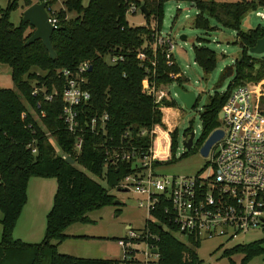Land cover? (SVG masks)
Listing matches in <instances>:
<instances>
[{"label": "trees", "instance_id": "trees-1", "mask_svg": "<svg viewBox=\"0 0 264 264\" xmlns=\"http://www.w3.org/2000/svg\"><path fill=\"white\" fill-rule=\"evenodd\" d=\"M38 1H45L49 8L58 0ZM165 1L143 0L141 4L148 15L141 13L146 23L132 26L126 18L127 9L131 3L140 7V0H88L86 5L83 0H62L65 9L57 11L59 29L51 34L55 60L49 58L40 40L24 45L33 30L28 23L21 20L14 25L10 20L13 10L26 9L33 4L32 0H22L20 4L19 0H9L5 7H0V63L9 66L14 86V90L0 87V264L125 263L124 259L62 254L56 246L68 237L67 227L89 222L88 212L110 204L113 196L108 190L118 187L132 171L130 163H110L106 152L111 146L123 142L146 150L150 129L157 124L164 126L161 108L175 107V101L168 97L156 102L150 91L174 82L182 87L184 82L182 76L170 78L171 73H180L177 65H168L164 54L153 48ZM186 1L192 2L198 11L193 19L196 28L208 29V16L223 27L237 31V42L242 48L240 58L232 64L231 83L223 93H214L199 114L201 135L197 145L200 147L220 126L218 113L232 89L264 78V57L248 51L264 36V26L240 30L244 15L264 6V0ZM69 12L74 16L67 17ZM151 21L155 28L150 27ZM139 53L145 58L139 59ZM106 57L122 58L108 63ZM85 61L91 69L84 73L86 82L81 87L90 93V98L76 108L79 125L73 133L60 117L67 81L62 71L66 69L74 75ZM194 62L205 73H210L215 67V53L208 47L195 46ZM33 68L45 74L37 75ZM49 95L51 99L46 98ZM24 101L36 116L40 111L44 116L35 119ZM261 107L264 109V98ZM166 111L170 108L164 113ZM23 112L26 113L24 119ZM104 114L108 116L104 126L101 128L98 121L92 129L91 119ZM165 121L167 123V118ZM175 133L176 130L173 136ZM174 141L173 138L171 148ZM76 142H80L79 151L75 149ZM192 151L191 148L188 153ZM66 156H70L74 164L67 163ZM31 177L56 181L52 206L45 218L44 237L39 243L13 237ZM157 216L163 222L162 216ZM147 226L158 236L154 242L158 264H202L197 254L200 241L192 237L179 239L170 225V230L156 223ZM238 254L242 255L239 264H246L264 254V247L261 242L238 243L224 249L221 257L228 258L229 264H236L232 256Z\"/></svg>", "mask_w": 264, "mask_h": 264}, {"label": "built area", "instance_id": "built-area-1", "mask_svg": "<svg viewBox=\"0 0 264 264\" xmlns=\"http://www.w3.org/2000/svg\"><path fill=\"white\" fill-rule=\"evenodd\" d=\"M139 6L131 3L127 12L140 11ZM48 21L58 26L57 11L47 7ZM264 17V15H261ZM152 27V26H151ZM152 28H155L154 26ZM153 48L164 54L168 65L174 64L173 50L175 42L170 34L155 32ZM144 59L142 53L137 55ZM122 57L110 58L111 63ZM88 61L82 62L75 74L62 71L66 77L63 93V111L60 116L70 132L78 129L77 106L90 98V93L81 86L85 84L84 73L89 70ZM178 74L171 73L175 79ZM264 81L245 83L232 89L218 114L221 115L222 137L210 148L205 170L193 175L169 176L155 172V165L169 160L172 127L153 126L149 131V145L146 150L132 144L120 142L107 151L110 163H130L132 171L119 183L123 190L132 189L140 195L139 207L146 213L145 227L141 233L127 229V236L117 240L123 251L124 264H158V240L150 232L149 223L161 225L160 228L174 229L183 239L195 240L223 238L231 241L249 232L259 233L250 242H261L264 247ZM38 89L34 92L37 93ZM155 101L167 97L163 90H151ZM46 98L51 99L52 95ZM162 111V108H161ZM44 116L40 111L39 115ZM26 113H22V119ZM107 114L93 117L90 125L100 121L101 128L107 120ZM143 134V133H141ZM157 142V146L155 143ZM76 151L80 142L75 144ZM35 153V149H32ZM162 216L160 222L159 217ZM181 239V240H183ZM248 242V243H250ZM156 249L154 253L153 250ZM263 263H264V254Z\"/></svg>", "mask_w": 264, "mask_h": 264}, {"label": "rangeland", "instance_id": "rangeland-1", "mask_svg": "<svg viewBox=\"0 0 264 264\" xmlns=\"http://www.w3.org/2000/svg\"><path fill=\"white\" fill-rule=\"evenodd\" d=\"M8 1L0 0V7H5ZM32 1L33 3L39 2L38 0ZM142 1L140 0V6ZM21 2L22 0H19V4ZM87 2L88 0H83L84 5ZM52 7L56 11L60 8L65 9L62 0H58ZM23 11L21 7H18L10 13V20L14 25L20 23ZM197 13V9L190 1L166 0L164 3L160 25L161 34H170L171 39L175 42L173 58L179 69V76L184 79L182 87L193 91L196 94L197 101L192 109H185L173 91V87L177 85L176 82L160 88L166 92L168 98L175 101V107H169L170 111L162 113V116L167 118V123L163 122V127H165V124L172 127L169 140L172 141L174 138L175 141L172 148L170 147L169 160L155 165V172L161 175H193L205 170L208 158L200 154L199 149L201 146L197 145L201 135L199 114L214 93H223L227 89L233 79L232 64L236 59L240 58L242 53V48L237 42V31L223 27L206 15L209 28H196L193 25V19ZM261 15H264V6L250 10L241 19L240 30L247 31L256 28L258 25L264 26V17ZM73 16L74 13H67V17ZM126 18L132 26L146 23L144 15L139 10L133 14L127 12ZM151 26L155 27L153 21L150 23ZM182 35L185 36V40L181 39ZM195 46L208 47L214 51L216 63L210 73H205L194 62ZM254 56L261 58L264 57V53L254 54ZM105 60L111 63L110 58L106 57ZM33 70L36 71L37 75L43 76L45 74L44 71L38 68H33ZM260 81H264V78L259 81H249L248 83H258ZM31 82L34 85L35 82ZM0 87L14 90L10 68L2 63H0ZM24 104L27 110L37 119L36 114L25 101ZM220 119L221 115L218 114V120L221 122ZM188 129L189 131L185 134ZM174 130H176V133L173 136ZM190 132H194L195 144L192 146L193 151L188 153L184 141ZM155 146H157V142ZM102 184L104 185V183ZM108 192L113 196L110 204L88 212L89 222L75 223L66 228L65 234L68 235L69 239L57 244L56 248L59 253L84 258L117 260L123 258V251L118 246L117 240L127 236L128 228L136 233H141L145 227L146 213L138 205L140 195L134 193L132 189L123 190L115 187L110 188ZM1 215L0 212V218ZM258 234L249 232L231 241H225L223 238L201 240L197 248V254L202 264H229L228 258L221 257L223 250L238 243H248L257 237ZM175 236L183 239L179 233H176ZM241 258L242 255L239 254L232 256V260L236 264H239ZM246 264H264L263 255L252 258Z\"/></svg>", "mask_w": 264, "mask_h": 264}, {"label": "water", "instance_id": "water-1", "mask_svg": "<svg viewBox=\"0 0 264 264\" xmlns=\"http://www.w3.org/2000/svg\"><path fill=\"white\" fill-rule=\"evenodd\" d=\"M140 11L143 12L145 15H148V11L145 9L143 5L140 6ZM22 22L28 23L30 27L33 28L31 35L25 41L24 45H29L34 41L40 40L45 49L48 52V56L50 59L55 60L57 55L54 51L51 42V34L59 27L55 28L49 21H48V13H47V3L45 1H40L37 3L31 4L29 7L24 9L22 13ZM182 40H185V36H181ZM249 53L251 54H262L264 53V36L259 38L255 45L249 48ZM91 66L89 67V70ZM173 91L176 94L177 98L180 102L184 105L185 109H192L197 101L196 94L193 91L186 90L178 85L173 87ZM223 135V131L221 129H215L212 131L204 143L201 145L199 151L200 154L203 156H207L211 146L218 141ZM193 138L194 132H190L189 135L186 137L184 141V145L186 149H191L193 146ZM65 161L69 164H74V160L70 156L65 157ZM156 252V249L153 250Z\"/></svg>", "mask_w": 264, "mask_h": 264}, {"label": "crops", "instance_id": "crops-1", "mask_svg": "<svg viewBox=\"0 0 264 264\" xmlns=\"http://www.w3.org/2000/svg\"><path fill=\"white\" fill-rule=\"evenodd\" d=\"M168 109L162 108V113ZM162 122L166 123L164 116L162 117ZM55 191L56 181L53 178L31 177L28 180L26 203L13 230V237L15 239L27 243H39L42 241L45 232L46 214L52 206ZM68 239L69 237L64 241Z\"/></svg>", "mask_w": 264, "mask_h": 264}, {"label": "flooded vegetation", "instance_id": "flooded-vegetation-1", "mask_svg": "<svg viewBox=\"0 0 264 264\" xmlns=\"http://www.w3.org/2000/svg\"><path fill=\"white\" fill-rule=\"evenodd\" d=\"M188 131H189V130H188ZM188 131H187V132H188ZM194 138H195V137H194ZM194 138H193V141H192L193 145L195 144V143H194Z\"/></svg>", "mask_w": 264, "mask_h": 264}]
</instances>
